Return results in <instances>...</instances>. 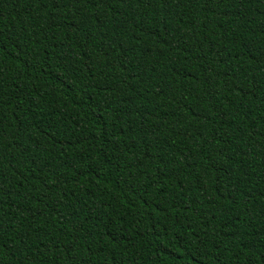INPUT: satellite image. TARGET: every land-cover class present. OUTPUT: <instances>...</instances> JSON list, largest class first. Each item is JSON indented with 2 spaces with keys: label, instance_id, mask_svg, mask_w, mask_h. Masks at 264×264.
Returning a JSON list of instances; mask_svg holds the SVG:
<instances>
[{
  "label": "trees",
  "instance_id": "trees-1",
  "mask_svg": "<svg viewBox=\"0 0 264 264\" xmlns=\"http://www.w3.org/2000/svg\"><path fill=\"white\" fill-rule=\"evenodd\" d=\"M0 264H264V0H0Z\"/></svg>",
  "mask_w": 264,
  "mask_h": 264
}]
</instances>
